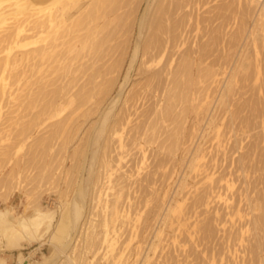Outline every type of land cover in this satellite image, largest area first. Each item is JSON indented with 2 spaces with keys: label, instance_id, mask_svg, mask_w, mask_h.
Listing matches in <instances>:
<instances>
[{
  "label": "bare ground",
  "instance_id": "1",
  "mask_svg": "<svg viewBox=\"0 0 264 264\" xmlns=\"http://www.w3.org/2000/svg\"><path fill=\"white\" fill-rule=\"evenodd\" d=\"M102 1L0 0V26L7 17L16 18L15 25L7 33H2L0 38L3 47V58L0 59V136L4 140L0 155L3 157L2 168H8L7 174L4 173L5 181L2 182H8L4 184L7 192L4 191L1 200L7 201L15 190L22 191L20 182L26 178L21 177L32 170L42 173L63 169L66 175H72L63 181L66 189L59 194V199L64 201L55 202L54 208L42 209L39 205L27 216L21 201L22 214L8 207L0 215V252L21 249V242L25 239L28 243L46 239L51 248L48 255L41 253L40 263L35 261L38 248L30 251L27 257L20 252L17 264H79L83 254L96 246L95 241L104 245L106 251L102 254L103 261L118 264L136 237L130 232L126 243L116 247L122 226L120 223L127 216V211L118 203L122 190L131 186L128 182L132 178L127 170L123 171V162L137 148L142 153L139 164L143 165L146 149L150 146L160 153L176 156L181 142L182 119L190 112L197 114L201 107L199 96L203 97L200 99H208V92L216 85L220 75L214 68L217 63L209 60L211 52L206 47L196 49L192 46L186 51L181 49L184 46L183 34L181 31L177 33L178 26L168 24L165 29L162 28L165 39H155V42L152 40L147 45L148 41L144 40L145 16L151 0H142L146 3V10L136 21L138 32L133 53L123 82L115 94L114 89L126 63L130 41L126 44L119 42L124 47L120 48L119 58L114 59V49L104 46L109 43L107 34L94 47L95 41L105 34L99 33V25L90 27L92 23L86 24V34L79 29L83 26L81 23L79 27V23L87 16L88 10L97 8ZM246 1L257 8V16L264 23V2ZM97 20L102 23L101 19ZM162 59L164 65L161 72H155L154 65ZM227 62L224 59L222 66ZM137 63L139 66L134 69ZM133 71L134 76L139 78L138 83L131 85ZM226 73V68L222 69V74ZM233 83L230 81L226 84L227 92L232 91ZM128 87L130 89L127 91ZM224 94L220 100H223ZM151 97H157L158 100L154 106H148L151 109L146 110L144 105ZM142 107L145 110L141 111ZM135 119H140L138 125L133 124ZM212 120L207 126L213 124ZM262 134L264 137L263 128ZM27 140L31 143L22 155ZM199 152V149L196 150L189 160V169L196 167V171L204 159V155ZM85 172L87 177L84 179ZM117 173L118 178L114 177ZM183 179L180 188L185 186ZM104 186L107 191L115 193L109 205L106 201L103 203V209H108V213L103 220L101 240H94L93 236L85 239L80 255L71 259L67 253H74L75 242L81 237V230L91 215L92 202L95 205L94 202L101 200L97 190ZM74 188L73 195L68 198ZM24 199H27L26 195ZM109 223L112 225L111 232L107 230ZM117 224L121 226L118 228ZM158 233L161 232H157L160 236ZM132 256L135 254L130 252L126 260L129 261ZM147 259H144V264ZM6 261V258L0 257V264H7Z\"/></svg>",
  "mask_w": 264,
  "mask_h": 264
},
{
  "label": "rangeland",
  "instance_id": "2",
  "mask_svg": "<svg viewBox=\"0 0 264 264\" xmlns=\"http://www.w3.org/2000/svg\"><path fill=\"white\" fill-rule=\"evenodd\" d=\"M102 2L97 8L88 10L87 16L79 23V27L83 24L79 29L86 34V24L92 23L90 27L99 25V33L105 34L101 37L100 34L97 35L100 40L95 41L97 45L94 43V47L107 34L109 46H104L114 49V59L119 58L117 55L120 54V48L124 47L119 42L126 44L130 41L126 63L114 89L116 94L133 53L138 32L135 24L144 14L146 3L142 0ZM95 12L98 14L94 15ZM257 15V8L247 4L246 0H151L145 16V39L143 38L148 41L147 45L155 39L163 41L165 32L162 28L165 29L168 24L178 26L177 33L181 31L183 34L184 46L181 49L186 51L192 46L196 49L200 46L206 47L211 52L209 60L217 63L214 68L220 75L216 85L212 87L214 92L209 90L208 99L199 96L201 107L197 114L190 112L191 114L182 119L181 142L176 156L160 153L154 146H150L146 149L143 165L139 164L142 153L137 148L123 162L122 167L126 168L123 171L127 170L132 178L128 182L131 186L127 190L125 188V191L122 190L118 203L127 211V216L120 223L122 226L117 224L118 228L121 226V230L116 247H122L131 233L136 237L118 264H144L146 257L148 259L145 264H264V23ZM97 19H101L102 23ZM15 20L13 16L6 18L5 23L0 26V38L2 33L5 34L15 25ZM2 50L0 44V59L3 58ZM224 59L228 61L224 64L226 67L222 66ZM163 65L162 59L154 65V71L161 72ZM137 66L138 63L134 69ZM225 68L227 73L222 74V69ZM134 73L135 71L131 74V85L138 83L139 77L134 76ZM162 76L164 79L165 73ZM230 81L234 82V86L231 92H227L226 84ZM129 89L130 87L127 91ZM223 92V100H220ZM152 98L146 101V110L151 109L148 106H154V102L158 100L157 97ZM209 119H214L211 121L213 124L207 126ZM139 120L133 124L136 125ZM85 130L86 128L81 135ZM0 140L1 150L4 145L1 136ZM30 143L27 140L24 144L22 155L26 153ZM198 149L204 159L195 171L196 167L189 169V160ZM1 159L3 157L0 155V215L8 207H13L16 213L22 214L21 201L27 216L39 205L42 209H48L54 208L55 202L64 201L59 199V194L66 189L64 179H70L72 175H66L63 169L46 170L42 173L35 169L21 177L27 179L24 181L19 176L22 191L15 190L7 201H2L4 191L7 192L4 184H8L2 182L8 168H2ZM84 175L85 179L86 172ZM118 175L117 173L114 177L118 178ZM15 178L17 181V177ZM183 178L186 183L180 188ZM106 188L104 186L97 190L101 200L94 202L97 207L92 202L91 215L81 230V237L75 242V251H72L73 254L70 251L67 253L71 259L80 255L85 239L93 236L94 240H101L103 220L108 213V209H103V203H111L112 194L115 193L108 192ZM74 191L75 188L70 191L68 198H71ZM107 226V230L111 232L112 225L109 223ZM158 231L161 232L158 233L160 236L157 235ZM240 233L242 234L239 236ZM95 242L96 246L83 254L84 262L80 261L79 264L104 262V245L100 241ZM41 243L44 244L40 247ZM21 244V249L0 252V257L6 258L8 264H17L16 259L20 252L27 257L30 251L38 248L35 261L40 263L41 253L48 255L51 251L46 239L31 243L25 239ZM130 252L135 256L127 261ZM108 263L107 260L103 264Z\"/></svg>",
  "mask_w": 264,
  "mask_h": 264
},
{
  "label": "built area",
  "instance_id": "3",
  "mask_svg": "<svg viewBox=\"0 0 264 264\" xmlns=\"http://www.w3.org/2000/svg\"><path fill=\"white\" fill-rule=\"evenodd\" d=\"M261 2H264V0H260Z\"/></svg>",
  "mask_w": 264,
  "mask_h": 264
},
{
  "label": "crops",
  "instance_id": "4",
  "mask_svg": "<svg viewBox=\"0 0 264 264\" xmlns=\"http://www.w3.org/2000/svg\"><path fill=\"white\" fill-rule=\"evenodd\" d=\"M7 264H8V260H7Z\"/></svg>",
  "mask_w": 264,
  "mask_h": 264
}]
</instances>
